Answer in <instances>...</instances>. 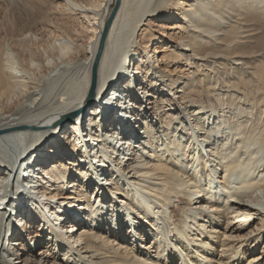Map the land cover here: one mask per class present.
Wrapping results in <instances>:
<instances>
[{
    "label": "bare ground",
    "instance_id": "1",
    "mask_svg": "<svg viewBox=\"0 0 264 264\" xmlns=\"http://www.w3.org/2000/svg\"><path fill=\"white\" fill-rule=\"evenodd\" d=\"M62 1L87 59L0 48V264H264V0Z\"/></svg>",
    "mask_w": 264,
    "mask_h": 264
},
{
    "label": "rangeland",
    "instance_id": "2",
    "mask_svg": "<svg viewBox=\"0 0 264 264\" xmlns=\"http://www.w3.org/2000/svg\"><path fill=\"white\" fill-rule=\"evenodd\" d=\"M70 1L76 4L79 3V5L83 4V6L85 3H87V5L91 4L92 6H96L98 4L97 2L100 3L101 0ZM102 4L101 11L103 12L106 11L107 3H101L100 7ZM113 6L114 4L108 6L106 15H109ZM72 9V7L62 0H0V48H10V50L12 52L15 51L17 57L21 59H29L30 57L35 62H46L47 65L45 67L38 69L39 74H37V82H40L42 78L45 77L48 70L59 64L57 42L60 40L66 39V42H68V49L61 50L63 53L62 55H66L62 57V61L65 59L64 62L70 65L75 63L78 59H87L89 56V47L95 38L94 34L90 33L89 30L93 27L98 32L100 22L96 21L93 23L89 18L86 17V19ZM148 24L150 26L153 25L152 23ZM20 32H29V38L24 42L13 45L11 37ZM147 47L148 52L151 51L153 43H149ZM190 71H193V68H190ZM68 79L69 78L65 81ZM144 86L146 85L142 83L141 87L145 88ZM60 87L61 86H58L54 92L56 98L62 97L60 96ZM152 93L155 96L152 95V102L158 103L160 106L164 107V110L173 108L174 95H168L163 92L160 87L154 88ZM17 103L18 99H14L5 108L12 111L16 108ZM93 191V189L89 191L90 196L91 194L94 195L92 193ZM68 228L70 227L67 226L66 228L65 225L62 230L63 234L67 237L69 236L66 233ZM46 235L45 233L42 235L41 240H39V242H41L40 245L33 246L32 249H27V251L29 250L27 253L30 254V257H35V255L40 253L39 250L44 246ZM261 240V244L256 247L257 252L262 248V244L264 243V233L261 235ZM18 251L20 252L21 250L16 248L14 254L18 253ZM244 251V253H246L247 249L245 248ZM63 252V249L59 247L57 250H52V252H46V254H49L53 260H62L61 262H63V264L76 263L74 260L70 263L65 262L63 260L65 259L63 258ZM168 255L172 256L171 251H169ZM248 257L251 256L248 255ZM14 260L16 261L15 257Z\"/></svg>",
    "mask_w": 264,
    "mask_h": 264
},
{
    "label": "water",
    "instance_id": "3",
    "mask_svg": "<svg viewBox=\"0 0 264 264\" xmlns=\"http://www.w3.org/2000/svg\"><path fill=\"white\" fill-rule=\"evenodd\" d=\"M115 3L116 5L114 6V9L116 10V8L118 7L119 3H118V0H115ZM96 68H94L92 71H93V74H92V78H91V83H90V92H89V96H88V99H87V102H86V108L92 106L91 104L95 102L94 100V86H95V83H96V71H95ZM78 115V112H73L72 114L64 117L65 118V122H69L71 121L73 118H75L76 116ZM63 119V118H62ZM61 119V120H62ZM54 128V127H53Z\"/></svg>",
    "mask_w": 264,
    "mask_h": 264
}]
</instances>
